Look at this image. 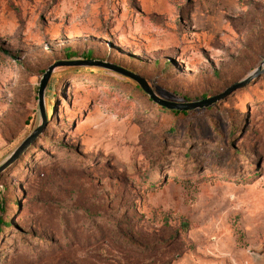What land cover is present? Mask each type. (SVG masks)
Masks as SVG:
<instances>
[{
  "label": "rangeland",
  "instance_id": "obj_1",
  "mask_svg": "<svg viewBox=\"0 0 264 264\" xmlns=\"http://www.w3.org/2000/svg\"><path fill=\"white\" fill-rule=\"evenodd\" d=\"M68 53L187 101L241 84L172 113L59 65L43 120ZM259 66L264 0H0V264H264Z\"/></svg>",
  "mask_w": 264,
  "mask_h": 264
},
{
  "label": "water",
  "instance_id": "obj_2",
  "mask_svg": "<svg viewBox=\"0 0 264 264\" xmlns=\"http://www.w3.org/2000/svg\"><path fill=\"white\" fill-rule=\"evenodd\" d=\"M72 62L73 61H64V60L55 61L52 64H50L47 67V69L42 73L40 80H39L38 89H37V100H38V107H39L40 112H41V118L43 120L45 118V115L42 111V106H41L42 94H43V89L45 87V84L49 78V75L55 67H57L59 65H72L71 64ZM87 62H94V63H89L88 65L102 66V67L108 68L109 70H111L113 72H116V73H119V74L124 75L126 77H129L130 79L134 80L139 85L141 90L145 94H147V96L150 98V100L153 103H155L159 106H162L164 108H167V109L191 110L194 108L206 107V106L214 103L215 101L223 98L226 94H228L230 91H232L233 89H235L237 86H239L241 84V81H239V82L234 83V84L230 85L229 87L225 88L222 92H220L216 95L210 96V97L203 98V99H199V100H195V101H188V102H174V101L165 100V99L159 97L158 95H156L152 91L150 86L148 85L147 80L144 77L138 75L137 73H134L132 71L124 69L123 67L117 66L115 64L104 63L102 61L88 60ZM262 71H264V67L259 66L254 71H252L251 74H257L258 72H262ZM37 130L35 132H37ZM35 132L33 134H35ZM6 162H7V159L0 165V170L2 169V167L4 166V164Z\"/></svg>",
  "mask_w": 264,
  "mask_h": 264
},
{
  "label": "trees",
  "instance_id": "obj_3",
  "mask_svg": "<svg viewBox=\"0 0 264 264\" xmlns=\"http://www.w3.org/2000/svg\"><path fill=\"white\" fill-rule=\"evenodd\" d=\"M73 60H84V61H88V60H91L90 58V55L89 54H84L83 56H81V58L77 59V57L75 56V54H72V53H68L64 56V61H72L71 58H74ZM116 65V64H115ZM119 66V65H117ZM61 67L63 68H66V69H80V68H94V69H102L103 67L101 66H97V65H85V66H81V65H61ZM122 67V66H120ZM124 68V67H123ZM124 69H127V68H124ZM128 70V69H127ZM111 71V70H110ZM131 71V70H129ZM112 73L116 74V75H119L121 76L123 79H127L130 83H132L135 87L139 88L141 90V88L139 87V85L132 79H130L129 77H126L124 75H121L119 73H116V72H113L111 71ZM133 72V71H132ZM135 73V72H134ZM152 89V91L154 90L155 92H157V94L159 95V97L165 99V100H168V101H174V102H188L186 98H176L175 96H173L172 94L168 93L167 91L163 90V89H160V88H155L153 86L150 87ZM142 91V90H141ZM153 91V92H154ZM143 92V91H142ZM144 93V92H143ZM147 95V94H146ZM148 97V96H147ZM149 98V97H148ZM150 99V98H149ZM151 101V100H150ZM216 102V101H215ZM44 103H45V107L48 111V115H50L51 111H52V108H53V103H52V99L50 98H45L44 99ZM155 104V103H154ZM213 104V103H212ZM157 105V104H155ZM211 105V104H210ZM158 107H160L161 109L165 110V111H169V112H172V113H183V112H186L187 110H175V109H167V108H164L162 106H159L157 105ZM209 106V105H208ZM207 107V106H206ZM201 108H204V107H201ZM196 109V108H194ZM192 110V109H191ZM47 115V116H48ZM46 117V116H45ZM1 171V170H0ZM7 222H4L3 225H6Z\"/></svg>",
  "mask_w": 264,
  "mask_h": 264
}]
</instances>
